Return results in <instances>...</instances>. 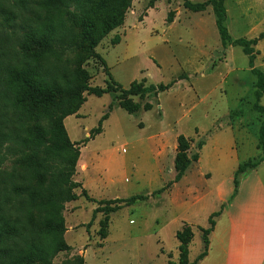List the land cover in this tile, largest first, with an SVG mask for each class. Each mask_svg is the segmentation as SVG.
Returning a JSON list of instances; mask_svg holds the SVG:
<instances>
[{"label":"rangeland","instance_id":"rangeland-1","mask_svg":"<svg viewBox=\"0 0 264 264\" xmlns=\"http://www.w3.org/2000/svg\"><path fill=\"white\" fill-rule=\"evenodd\" d=\"M149 2L134 0L124 25L103 39L95 54L125 88L134 81L158 85L182 75L188 78L157 96L134 98L142 105L151 103L150 111L129 114L114 93H86L80 110L65 117L70 139L80 144L73 180L82 186L75 189L78 199L64 211L70 248L52 264L192 263L204 251L200 228H208L209 217L230 203L239 165L262 156L258 138L263 117L253 110L256 77L248 56L240 47L223 46L212 7L195 13L185 8L184 0H158L150 9ZM225 7L233 39H254L264 32V0H225ZM117 36L120 42L114 44ZM255 50V67L264 72V39ZM87 55L80 47L65 52L64 61L77 68L78 57ZM82 67L92 87H106L109 78L100 58L89 55ZM113 102L103 132L84 143ZM180 135L192 140L189 156L200 155L182 181L111 214L102 226L104 214L94 215L100 203L151 195L174 180ZM203 142L206 146L199 150ZM2 169L21 170L20 156L9 157ZM240 180L239 196L231 202L237 205L216 219L209 256L199 264H227L231 217L239 212L238 203L260 197L258 205L264 207V162ZM184 227L193 233L187 256L181 254L177 238Z\"/></svg>","mask_w":264,"mask_h":264},{"label":"trees","instance_id":"trees-1","mask_svg":"<svg viewBox=\"0 0 264 264\" xmlns=\"http://www.w3.org/2000/svg\"><path fill=\"white\" fill-rule=\"evenodd\" d=\"M158 0H150L153 8ZM134 0H0V264H52L60 252L69 250L65 240L64 211L67 203L76 201L75 182L77 165L81 157L80 144L70 139L64 119L76 114L84 102L85 94L96 97L116 94L119 106L129 114L143 108L150 111L151 103H136L149 96L170 90L182 75L164 84L134 81L129 88L118 83L111 75L105 60L95 54L100 42L111 32L124 25L126 14ZM186 9L205 12L212 7L216 16L223 46L242 48L249 58V67L256 77L253 110L263 117L259 129L258 149L262 156L239 165L234 175V190L230 202L238 195L240 176L257 169L264 162V72L255 67V47L264 39V32L254 39H233L227 27L225 0H207L194 3L184 0ZM120 42V37L113 40ZM83 47L87 57L79 56L77 68L64 61L65 52ZM89 55L100 58L108 75L106 87H92L91 76L82 67ZM114 110V102L94 128L88 143L103 132V124ZM175 158L176 175L167 186L151 195H135L100 203L94 211L104 214L102 226L111 214L140 201L165 192L179 183L199 153L189 156L192 140L180 135ZM205 142L199 143L201 150ZM20 156L21 170L3 171L9 157ZM85 196L88 197L87 194ZM91 200V199H90ZM229 203L208 219L209 227L200 228L204 251L192 262L199 264L209 254V236ZM180 252L187 256L193 239L189 227L177 233Z\"/></svg>","mask_w":264,"mask_h":264},{"label":"crops","instance_id":"crops-1","mask_svg":"<svg viewBox=\"0 0 264 264\" xmlns=\"http://www.w3.org/2000/svg\"><path fill=\"white\" fill-rule=\"evenodd\" d=\"M238 196L239 193L234 199ZM231 202L224 211H230L237 205ZM258 203H261L260 197L250 200L249 203H238L239 212L236 215L232 213L227 264H264V207ZM217 226L218 223L215 230Z\"/></svg>","mask_w":264,"mask_h":264}]
</instances>
